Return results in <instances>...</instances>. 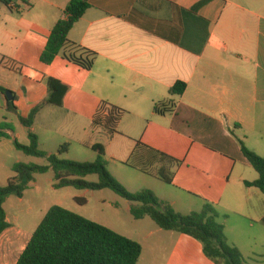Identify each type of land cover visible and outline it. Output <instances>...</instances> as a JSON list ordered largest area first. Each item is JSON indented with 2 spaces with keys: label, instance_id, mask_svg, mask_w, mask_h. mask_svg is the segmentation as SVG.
Listing matches in <instances>:
<instances>
[{
  "label": "crops",
  "instance_id": "crops-1",
  "mask_svg": "<svg viewBox=\"0 0 264 264\" xmlns=\"http://www.w3.org/2000/svg\"><path fill=\"white\" fill-rule=\"evenodd\" d=\"M10 1L18 10L0 0V74L39 85L33 108L47 97L46 78L69 87L60 107L37 114L32 131L36 123L52 132L69 122L78 129L67 130L56 152L66 145L68 155L74 143L81 149L75 155L88 156L84 151L101 144L109 173L128 191L149 189L182 215L206 203L217 220L220 207L223 216L235 213L222 201L231 185L244 186L242 177H233L237 167L252 168L240 142L264 157V0H211L186 18L182 12L203 0H83L89 8L68 39L95 54L89 71L60 56L50 65L40 61L71 0ZM202 44L198 54L187 49ZM5 61L17 67L5 68ZM179 82L185 92L171 96ZM156 104L166 111L156 113ZM102 105L122 112L115 132L93 124ZM188 244L206 258L200 243L185 235L173 253Z\"/></svg>",
  "mask_w": 264,
  "mask_h": 264
},
{
  "label": "trees",
  "instance_id": "trees-1",
  "mask_svg": "<svg viewBox=\"0 0 264 264\" xmlns=\"http://www.w3.org/2000/svg\"><path fill=\"white\" fill-rule=\"evenodd\" d=\"M6 1L8 0H3ZM210 1L203 0L189 11H183V17L196 15ZM88 8V3L83 0L69 2L64 11L66 19L58 21L51 30L40 56L41 63L50 65L60 56L83 70H91L95 54L68 39L69 31ZM202 47L203 44L187 49L198 54ZM44 81L47 88L46 99L36 105L26 118L19 117L20 123L26 128L32 127L35 117L44 107H60L69 89L65 83L53 78H46ZM185 89L186 84L179 82L170 88L169 94L179 96ZM13 101H8L6 108L16 113ZM154 111L164 113L166 110L156 104ZM121 114L122 112L115 108L102 105L94 116L93 124L115 132ZM10 128L8 123L0 124V140L10 138L9 134L5 133ZM28 141V145L24 146L13 140V146L27 156L45 158L47 165H13L15 177L9 180L6 186L0 187V236L10 227L3 208L5 200L12 195L22 198L34 175L52 171L55 189L73 187L89 191L110 190L131 204L129 213L135 220L149 217L163 231L175 232L196 240L202 247L203 255L214 264H246L239 249L227 242L224 226L217 222L218 215L212 205L206 203L199 212L182 215L168 203L158 199L149 189L129 192L108 172L105 151L101 144H95L91 148L96 154L93 162H77L61 158L67 153L66 145L59 147L55 154H47L39 149L38 138L34 133L28 134ZM240 146L243 156L258 175L252 182L245 181L244 186L256 188L264 195V157L249 151L242 142ZM92 175L97 176V182L85 180ZM159 177L165 184L171 183L162 173ZM75 201L79 205L85 204L83 199ZM260 223L264 225V216ZM141 254L142 247L138 242L60 206H52L32 233L15 264H137Z\"/></svg>",
  "mask_w": 264,
  "mask_h": 264
},
{
  "label": "rangeland",
  "instance_id": "rangeland-1",
  "mask_svg": "<svg viewBox=\"0 0 264 264\" xmlns=\"http://www.w3.org/2000/svg\"><path fill=\"white\" fill-rule=\"evenodd\" d=\"M1 65L10 69L17 67V64L9 61ZM41 84L43 90L45 81ZM38 86L26 77L0 74V89L4 90H0V124L5 122L11 127L5 131L10 138L0 140V187L6 186L8 181L15 177L12 167L16 163L47 165L45 158L31 157L17 151L13 140L27 146L28 134L33 132L39 137L40 150L55 154L56 147L65 143L67 130L78 129L68 122L63 125L56 124L50 132L49 128L36 123L32 131L20 123L19 117H27L35 105L34 99L39 98ZM5 92H11L15 98L16 113L7 110ZM44 97L46 99V96ZM47 137H52L54 144ZM76 150L81 149L73 143L70 153L62 155L61 158L77 162L94 161L92 156L96 154L93 151H84L88 154L85 156L80 155V152L75 155ZM53 176L52 171L36 174L33 181L27 185L22 198L12 195L5 200L3 208L10 227L0 236V264H15L32 233L52 206H60L138 242L142 247V254L137 264H214L199 254L196 244L179 247L178 251L173 253L181 235L159 229L149 217L135 220L129 213L131 204L110 190L89 191L73 187L55 189ZM233 177H242L250 182L254 181L257 175L252 168L239 166ZM85 180L95 183L98 179L92 175ZM253 192L249 193L240 184L231 185L224 195L222 205L235 213L226 212L227 216H223L225 210L220 207L217 209V222L224 226L227 242L239 249L246 264H264V225L255 222L259 216L264 215V195L259 190ZM75 199H83L85 204L79 205ZM180 211L189 213L187 210ZM155 230L159 233L150 236L149 233Z\"/></svg>",
  "mask_w": 264,
  "mask_h": 264
},
{
  "label": "built area",
  "instance_id": "built-area-1",
  "mask_svg": "<svg viewBox=\"0 0 264 264\" xmlns=\"http://www.w3.org/2000/svg\"><path fill=\"white\" fill-rule=\"evenodd\" d=\"M1 1H3V0H1ZM4 3H5V6H6L8 9H10V10H14V11L18 10V8L15 6V4H14L12 1L8 0V1L4 2ZM104 114H105V113H104Z\"/></svg>",
  "mask_w": 264,
  "mask_h": 264
},
{
  "label": "water",
  "instance_id": "water-1",
  "mask_svg": "<svg viewBox=\"0 0 264 264\" xmlns=\"http://www.w3.org/2000/svg\"><path fill=\"white\" fill-rule=\"evenodd\" d=\"M5 96H6L7 101L9 102L13 101V95L11 92H5Z\"/></svg>",
  "mask_w": 264,
  "mask_h": 264
}]
</instances>
